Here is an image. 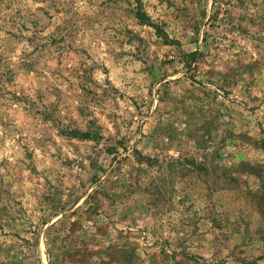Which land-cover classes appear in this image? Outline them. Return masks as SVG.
Returning a JSON list of instances; mask_svg holds the SVG:
<instances>
[{
  "label": "rangeland",
  "instance_id": "obj_1",
  "mask_svg": "<svg viewBox=\"0 0 264 264\" xmlns=\"http://www.w3.org/2000/svg\"><path fill=\"white\" fill-rule=\"evenodd\" d=\"M0 264H264V0H0Z\"/></svg>",
  "mask_w": 264,
  "mask_h": 264
},
{
  "label": "trees",
  "instance_id": "obj_2",
  "mask_svg": "<svg viewBox=\"0 0 264 264\" xmlns=\"http://www.w3.org/2000/svg\"><path fill=\"white\" fill-rule=\"evenodd\" d=\"M138 16L140 17V19L144 20L145 22H147L148 24L154 26L155 28H158L155 24L152 23L150 17L144 13H141L139 12L138 13ZM166 40H168V37H166ZM196 52H190V53H187V56L190 57V58H193L196 56Z\"/></svg>",
  "mask_w": 264,
  "mask_h": 264
}]
</instances>
